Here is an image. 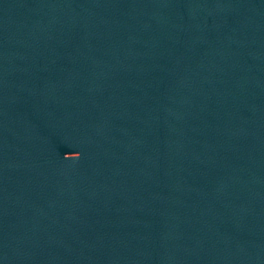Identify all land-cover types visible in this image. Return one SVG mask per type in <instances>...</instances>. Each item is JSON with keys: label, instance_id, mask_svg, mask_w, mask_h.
Returning a JSON list of instances; mask_svg holds the SVG:
<instances>
[{"label": "water", "instance_id": "water-1", "mask_svg": "<svg viewBox=\"0 0 264 264\" xmlns=\"http://www.w3.org/2000/svg\"><path fill=\"white\" fill-rule=\"evenodd\" d=\"M0 264H264V0H0Z\"/></svg>", "mask_w": 264, "mask_h": 264}]
</instances>
